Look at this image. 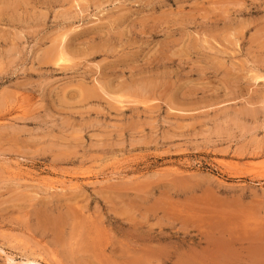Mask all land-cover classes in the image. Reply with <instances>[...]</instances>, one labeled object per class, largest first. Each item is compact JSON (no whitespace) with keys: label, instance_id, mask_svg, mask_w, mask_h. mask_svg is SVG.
I'll return each mask as SVG.
<instances>
[{"label":"rangeland","instance_id":"1","mask_svg":"<svg viewBox=\"0 0 264 264\" xmlns=\"http://www.w3.org/2000/svg\"><path fill=\"white\" fill-rule=\"evenodd\" d=\"M1 248L264 264V0H0Z\"/></svg>","mask_w":264,"mask_h":264},{"label":"bare ground","instance_id":"2","mask_svg":"<svg viewBox=\"0 0 264 264\" xmlns=\"http://www.w3.org/2000/svg\"><path fill=\"white\" fill-rule=\"evenodd\" d=\"M61 56H62V55H61ZM61 56H60V58H61ZM62 57H63V56H62ZM63 58H64V57H63ZM58 59H59V58H58ZM59 60H60V59H59ZM59 60H58V61H59ZM60 61H61V60H60ZM62 61H63V60H62ZM62 61H61V62H62ZM65 61H67V60L65 59ZM65 61H64V62H65ZM0 250H2V248H1ZM2 253H3V250H2ZM6 256H7V253H6ZM7 258H9V257H7ZM29 259H30V258H29ZM32 260H33V259H32ZM11 261H12V259H11ZM28 262H30V261H28ZM10 263H11V262H10ZM33 263H34V262H33ZM38 263H39V262H38ZM38 263L36 262V264H38ZM45 263H46V262H45ZM39 264H41V263H39Z\"/></svg>","mask_w":264,"mask_h":264}]
</instances>
